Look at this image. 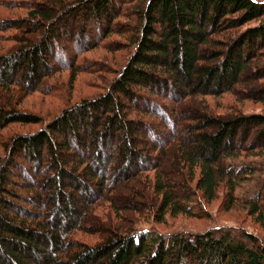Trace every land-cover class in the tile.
Here are the masks:
<instances>
[{"label":"trees","instance_id":"1","mask_svg":"<svg viewBox=\"0 0 264 264\" xmlns=\"http://www.w3.org/2000/svg\"><path fill=\"white\" fill-rule=\"evenodd\" d=\"M56 1L60 7L67 5L64 0ZM133 2L137 3L125 9L122 15L125 18V23L121 25L123 40L112 39L110 36L119 35L116 27L122 7ZM39 4L35 6L36 10L29 13V20H18V24L34 25L36 18L50 24L55 16L61 17L55 14L59 10L52 8L54 5ZM71 8L72 12H76V18L87 17L92 24L91 28H86L87 21H84V26L77 32L72 33L70 29L63 32L58 40L63 42L68 39L69 47L60 49L48 36L44 41L39 40L16 52L0 54V88L6 89V93L13 98L2 101L10 108L0 106V133L11 125L41 122L36 115L15 111L12 103H15L16 93H12V88L22 91V96L27 91L37 92L33 84L37 80L39 85L41 79L49 78L45 75L46 68L53 69L47 60L58 64V70L83 69L84 66L76 62L81 55L100 49L103 44L108 47L111 43L110 50L115 53L130 49L128 59L121 70L115 71V80L98 97L83 100L64 110L34 134L13 136L0 143L4 154H0V264H264V243L261 240L246 231L224 227L203 233L170 235L116 227L97 245L78 242L72 235L86 231L76 220L77 216L84 218V206L80 214V208L75 209L70 203L73 198L80 197L81 202L87 204L86 210L93 207L91 202H86L92 190L91 184L84 180L87 177L94 181L97 193L92 191L93 195L100 198L104 191L113 193L118 185L154 173L156 184L152 188L160 196L156 211L158 221L166 214L194 215L196 201H192L195 191L201 195L197 198L199 205L205 206L202 200L206 203L216 200L221 185L226 190L222 208L229 211L235 207L239 196L237 189L243 188L244 182L257 174H264V142L257 143L260 138L264 139V116L235 113L231 107L227 115L205 111L196 117H189L186 114L187 96L178 101L179 111L175 107L170 109V113H178L182 123L192 118L195 120L196 124L187 127L201 144L195 146V154L187 146L188 139L181 142L177 136L176 142L172 141L170 145L167 140L159 142L152 133L158 132L166 139L175 133L171 117L168 121L166 110L163 111L169 90L178 95L183 84H203V94L196 89L191 93L199 92L194 96L203 98H207L206 95L222 98L235 95V90L248 84L249 77L264 80V2L78 0ZM2 22L1 28L14 23ZM252 23L256 24L238 34V30ZM24 30L34 33L33 29ZM119 61L118 57L111 60L112 65L118 66ZM104 64L101 69L109 68L108 63ZM95 70L99 71L100 66L97 65ZM20 72H23L22 78L26 79L23 81L27 87L15 81ZM74 75L73 71L71 76ZM137 88L147 90L148 94L139 93ZM262 92L264 85H258L257 89L248 87L243 93L248 98L264 102ZM182 96L185 94L181 93ZM136 106L151 113L152 117H160L165 124L170 123L166 125L169 133L160 130L165 128L163 121H154L157 124L147 128L152 134L148 137L151 136L153 141L150 143L152 147L150 144L147 146L149 153L146 152V155L142 149L146 145L142 140L144 136L137 137V141L132 139L133 133L141 132L135 126L143 125V122L127 117L129 112L136 110ZM259 126L262 130L257 131V139L254 143L250 142L247 149L251 152L258 149L254 157L262 159L256 163H232L233 157L238 156L237 150L249 142L251 132ZM183 127L178 135L185 132ZM151 128H156V131ZM87 136L93 138L89 143L92 147L86 144ZM108 140L120 141L121 150L114 149V154L112 151L105 158L103 148ZM137 142L144 143L141 151ZM235 144L240 147L237 149ZM21 148L24 150L21 156L33 163L30 166L33 173L41 172L45 176L40 185H30V181H37L36 178L32 179L28 169L15 162ZM173 148L177 149L178 157L167 161V155ZM87 150L96 158L93 161L97 164L95 168L85 158ZM44 157H48L49 165L41 171V159ZM166 164L178 171L179 182L185 185L187 196L171 192L179 182L175 183L171 177L164 175ZM15 168L22 173L16 178L22 180V185L17 181L15 185ZM117 173H120V178ZM256 185L260 188L244 195L239 202L247 205L248 216L264 230V177ZM49 187L55 200L44 194ZM100 204L101 201L97 206ZM112 208L115 212V208L119 209L118 206ZM95 230L93 232L101 233L98 227Z\"/></svg>","mask_w":264,"mask_h":264},{"label":"rangeland","instance_id":"2","mask_svg":"<svg viewBox=\"0 0 264 264\" xmlns=\"http://www.w3.org/2000/svg\"><path fill=\"white\" fill-rule=\"evenodd\" d=\"M67 5L64 7H60L55 0H0V54H5L7 52L11 51H18V49H23L27 47L29 44H33L37 41H44L48 36L50 37V40L56 42L60 49L64 50V48L69 47L70 41L68 39L63 40V42L58 40L68 29L71 30L72 33L77 32L79 28L84 24V21H87L85 24L86 28H91V21H89L87 17L79 19L76 18V12H72L71 7H74V5L78 2V0H64ZM259 2H264V0H256ZM39 3H46L54 5L52 8L59 10L55 14L60 15L54 17L51 21L52 23L46 24L45 20H39L40 18H36L37 23L33 24H18V20H29V13L33 10H36L37 8L35 6H39ZM137 2H133L131 4H126L122 7V13L120 18H118L117 23V31L118 36L112 35L110 36L112 39H121L123 40L122 36V30L123 27L121 25L125 23V18H123V13L125 9L130 7L131 5H135ZM70 9H66V8ZM63 13V14H62ZM131 13V10L129 11ZM2 21H12L14 22L12 25H6L3 28H1V25L3 24ZM54 21V22H53ZM2 22V23H1ZM30 23H33L32 21ZM256 23H252L250 25L245 26L241 30H238V34L242 33L247 27H253ZM15 26L17 28H15ZM84 26V25H83ZM21 27V28H20ZM34 30V33L31 34L30 32H27L24 29ZM74 35V34H73ZM115 42V41H114ZM112 45V43H111ZM111 45L109 44L108 47L105 46V44L101 45L100 49H95L90 51L89 53L81 55L77 62V65L84 66L83 69H72L67 70L64 68L63 70H58L57 66L58 64H53L52 61L49 59L47 60L49 64L53 67V69L46 68V74L49 78L46 80H40L39 85H37V80L33 84L34 87H36V91L34 93H31V91H27L24 96H22V91L12 88V93H16L15 95V103H12V106H15V111L17 113H23L26 115H36L40 118V123L37 124H15L9 126L7 129L2 131L0 133V143L7 142L9 138L15 136V138L19 136H27L30 134H34L35 132L41 130L44 128L48 123L52 122L56 117H58L64 110L74 107L77 103L82 102L83 100H91L92 98H96L102 93H104L108 85L115 80L117 74H115V71L121 70L122 66L125 64V62L128 59V53L130 51H122L118 50V53L112 52L110 50ZM57 46V48H58ZM65 46V47H64ZM113 49V48H112ZM70 50L68 49V52ZM115 57H118L119 66L118 65H112L111 60H113ZM102 63H105L106 66L108 63V67L105 69H101ZM116 63V62H114ZM97 65L100 66V70L96 71ZM56 69V70H55ZM77 70V71H75ZM75 72L74 76H71L72 72ZM25 72V71H23ZM23 72H20L19 75L15 78V81H18V84H23L27 87L26 83L24 82L26 79H23ZM42 73V72H41ZM39 73V74H41ZM51 76V77H50ZM42 77V74H41ZM247 78V76H246ZM264 79V78H262ZM24 80V81H23ZM73 80V81H72ZM33 83V82H32ZM258 85H264V80H256L254 77L248 78V84L246 86H241L237 90H235V95H226L222 98H216L213 97V95H206L204 96H194L197 95L199 92L202 94L204 93L203 90V84L198 85L196 83H192L189 85L183 84L184 87H182V90H180V93L177 95L175 93H170L171 90H169V93L166 94L167 100L164 102L166 110L167 119L169 117L171 121H173L175 126V133L174 135H171L170 138H167L158 132H154L153 137H155L156 140L159 142L162 141L165 142L166 140L170 142V145L173 144L172 141L176 142L177 136L179 137L181 142H187L192 150L195 149V146H200L201 144L197 142V140L194 138L195 133L190 132L192 130H187V127L190 128L192 125L196 124L195 120L192 118L191 120L185 121L187 122H181V119L178 115V113L171 114L170 109H174L177 107L179 111V102L181 99L189 96L187 99V107L188 110L186 111V114H188L189 117H196L197 115L201 114L202 112H214L217 115H227L229 112V108H233L235 110V113H241L243 115H261L264 116V102L253 100L252 98H248L244 95L245 89L248 87L256 88ZM20 87V86H19ZM196 89V91H199L196 94L191 93ZM139 93H146L148 94L147 90H142L140 88L136 89ZM18 91V92H17ZM24 91V90H23ZM6 89L0 88V106H4L7 108H10L9 106H6L2 103L3 100L8 101L13 100V98L6 93ZM29 92V93H28ZM181 93L185 94V96L181 97ZM22 96V97H21ZM262 99H264V92H262L261 95ZM179 99V100H178ZM186 99V100H187ZM223 99V100H221ZM252 99V100H251ZM202 103V104H200ZM128 105V104H126ZM182 105V104H181ZM204 106L207 108L205 109ZM169 108V109H168ZM208 109V110H207ZM186 110V108H185ZM162 112V111H161ZM173 112V111H172ZM163 113V112H162ZM162 113H159L160 115ZM177 114V115H176ZM129 119H132L134 121H142L143 125L135 126V128L140 129L141 132H135L132 134V139H136L137 137H141L144 143L137 142V147L140 145V151L143 146L144 154L146 155V152L149 153V150L147 146L153 141V139L148 137L151 134V131L147 128L149 126H153L157 123L163 121L158 115L156 117H152L151 113L144 112L140 107L136 106V110H132L129 112L128 116ZM169 121V119H168ZM165 121H163L164 123ZM165 124V123H164ZM170 123H166L164 125L165 128H160L162 132L169 133V130H167L166 125ZM183 127V130L185 132L178 135L181 126ZM187 125V126H186ZM156 127V126H155ZM157 128V127H156ZM151 128V129H156ZM262 127H257V129H254L251 132V136L249 139V142H247L242 149H238L240 147L239 144H236L237 154L238 156L233 157L234 160H232V163L239 164L241 161L244 162H251L254 161V163L258 162L262 158H255L254 155L257 153V150L254 151H248L247 147H249V143L255 141L257 139L256 133L257 131H261ZM156 131V130H155ZM189 131V132H186ZM176 134V135H175ZM147 135V136H146ZM174 137V138H172ZM186 139H185V138ZM55 140H57L56 137L53 136ZM89 136H87L86 144L90 147H92V143L89 145V143L92 141L89 140ZM165 139V140H164ZM59 141V140H58ZM137 141V140H135ZM139 141V140H138ZM264 139H259L257 142L258 144H263ZM2 145V144H0ZM105 148L103 150L106 151L105 158L109 156V154L116 149H120V141H109L105 143ZM176 144H174L175 146ZM149 146L152 147L150 144ZM123 148V147H122ZM175 148L169 149V154L167 155L168 159L167 161H172L173 157H178V154L176 155ZM21 151V153H20ZM18 154L15 156V162H19L20 165L23 166L24 169H28L29 176L32 177V179L36 178L37 181H30V185H40V180L45 177L44 175L40 173H33V170L30 168L32 162L29 163L28 160L24 159V156L21 155L24 154L23 148L20 149ZM0 154H3V151L0 147ZM85 158H88L91 162V166H97V164H94L93 161L96 159L92 154H90L87 151L84 152ZM114 154V151H113ZM195 154V150H194ZM4 155V154H3ZM165 157V156H164ZM68 158V157H67ZM103 158V157H102ZM48 157H44L41 159V171L46 169L48 167ZM70 159V158H68ZM100 162V161H99ZM148 164V162H147ZM64 166V165H63ZM182 166V165H181ZM34 167V165H32ZM65 167V166H64ZM66 168V167H65ZM95 168V167H94ZM67 169H70V167H67ZM163 173L167 177H171L172 180L176 183L179 182L178 177V171L175 170L174 167H170L169 164H166L163 167ZM185 174V171L183 172ZM22 173L15 168V185L16 181L17 183L22 185V180H16V178L21 177ZM134 175V174H133ZM154 173L150 174H144L142 176H139L138 178H134L131 181H129L126 184L118 185L117 188H115L113 193L106 192L100 196L93 195L94 193H97L95 185H93L94 181L90 177L85 178L84 180L91 184V191L88 193L89 197L86 202H91V205L93 207L88 208L86 210L85 204L82 203L80 197L73 198L74 201H71L70 203L73 205V208H80L79 213L81 214L83 211L84 206V218H80V216H77L76 220L80 221L81 228L85 229L86 231H78L72 235L73 239H75L78 242H84L89 245H97L102 241L104 238L106 239L109 237L108 233L112 232V230H115L117 228H123V229H129L128 231H149V232H155L158 234L163 235H170V234H177V233H203L207 230L215 229V228H231L233 230H236L238 232L246 231L249 234H252L254 237H257L259 240H261L264 243V230L260 229L258 225H256L253 220L248 216V207L244 204L242 205L239 201L243 199V196L246 194H250L251 192H256L257 188H260V185H256L259 180H262L264 177L263 173L257 174L250 180H247L244 182L243 188L241 187L239 190L237 189L236 193L238 196V203L235 204V207L229 211H226L224 208H222L223 203V197L225 196V189L223 185H221L218 189L217 193V199L212 201L211 203H206L204 200L203 204L200 203L197 200L201 195L197 191H193L195 194V198H193L195 202L196 201V208L193 210L194 215L192 214H176L174 216H170L169 214H166L162 220L158 221L159 215H157V208L158 204L160 202V196L156 195L153 191V186L156 184ZM145 176H148V179H145ZM117 177L120 178V173H117ZM70 182V181H69ZM28 181H26L27 185ZM18 184V185H19ZM66 184V183H65ZM179 185H174V188L171 189V192L175 195L179 196L180 194L187 196V189L184 187L185 185H181V183H177ZM125 185L127 188H125ZM192 187H194L193 184H191ZM107 188V186H106ZM120 188V189H119ZM17 189V188H15ZM105 190V189H104ZM93 191V192H92ZM65 192L66 188H65ZM44 194L51 198V200H55L56 198L54 196V192H52L51 187L44 190ZM52 195V197H51ZM201 198V197H200ZM98 199L101 201V204L99 207L97 206L100 201L98 202ZM94 203V204H93ZM65 204V202H64ZM67 205V204H66ZM65 205V206H66ZM87 205V204H86ZM114 206H118L119 209L115 210L112 208ZM90 209V210H89ZM118 211V212H117ZM195 214H199L196 216ZM66 222L67 224L69 222L68 216H66ZM78 225V223H75ZM98 227L99 231L101 233L93 232ZM104 230H106V233H104ZM96 231V230H95Z\"/></svg>","mask_w":264,"mask_h":264}]
</instances>
